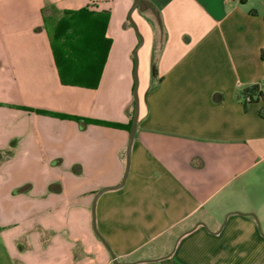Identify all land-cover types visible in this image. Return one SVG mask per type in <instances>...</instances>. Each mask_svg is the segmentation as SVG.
Listing matches in <instances>:
<instances>
[{
  "label": "crops",
  "instance_id": "1",
  "mask_svg": "<svg viewBox=\"0 0 264 264\" xmlns=\"http://www.w3.org/2000/svg\"><path fill=\"white\" fill-rule=\"evenodd\" d=\"M143 3L128 157L133 0H0V264H264V99L239 95H264V0ZM85 6L97 88L63 85L47 23Z\"/></svg>",
  "mask_w": 264,
  "mask_h": 264
},
{
  "label": "trees",
  "instance_id": "2",
  "mask_svg": "<svg viewBox=\"0 0 264 264\" xmlns=\"http://www.w3.org/2000/svg\"><path fill=\"white\" fill-rule=\"evenodd\" d=\"M109 20L108 10L98 11L89 6L64 10L62 17L55 23L51 36L54 59L63 85L89 88L99 86L113 40L107 36ZM262 94L258 84L239 93L245 103H249L246 101L248 96L252 97L251 102L254 95L264 99ZM62 116L77 119L82 127L93 121L78 115ZM109 124L113 127L123 126L121 123Z\"/></svg>",
  "mask_w": 264,
  "mask_h": 264
},
{
  "label": "water",
  "instance_id": "3",
  "mask_svg": "<svg viewBox=\"0 0 264 264\" xmlns=\"http://www.w3.org/2000/svg\"><path fill=\"white\" fill-rule=\"evenodd\" d=\"M143 4V0H135V3L133 5L132 8H130V11H129V19L132 23V25L135 27L138 35L140 36V39L141 41H139V44L137 46V48L135 49V62H136V69H135V79H136V86H135V90H134V96H135V103H136V106H135V113H134V120H133V123H132V127H131V135H130V139H129V147H128V157L129 155H131V147H132V143H133V139L135 138V133H136V126H137V123H138V120H139V106H140V98H139V95H138V57H139V47L142 45L143 41H144V35L140 32V29L138 27V23L137 21L133 18V11L138 8V7H141ZM129 172V165L127 167V171L125 172L124 174V177H123V180L122 182L119 184V186L117 187H120L124 184L125 182V179L127 178V174ZM104 189L100 190L99 193L96 195V198H95V201L93 203V211H94V214H95V205L97 203V200H98V196L100 195V193L103 191ZM96 220V219H95ZM95 220H94V228L96 230V232L98 233V230L96 228V223H95ZM100 235V233H98ZM101 237V235H100ZM113 257H115L113 255ZM118 261L115 260V264H117Z\"/></svg>",
  "mask_w": 264,
  "mask_h": 264
},
{
  "label": "rangeland",
  "instance_id": "4",
  "mask_svg": "<svg viewBox=\"0 0 264 264\" xmlns=\"http://www.w3.org/2000/svg\"><path fill=\"white\" fill-rule=\"evenodd\" d=\"M134 3H135V0H133V5H134ZM144 4V3H143ZM133 7V6H132ZM139 8H141V7H139ZM143 8V7H142ZM129 11V10H128ZM62 15H63V12H57V13H54V17H51V18H49V22H47V23H49V27H51L52 25H53V23H55V22H58V20L62 17ZM138 15H139V11H138V9L135 11V14H134V17L138 20L137 22L139 23L138 24V26H139V29H140V32H142L143 33V31H142V28H141V26H140V21H139V17H138ZM129 17V16H128ZM129 20V19H128ZM54 21V22H53ZM130 22V21H129ZM131 25V24H130ZM50 30H53V28H50ZM154 68H152V70H153ZM154 71V70H153ZM138 72H139V70H138ZM140 74V73H139ZM139 79H140V76H139ZM139 92V91H138ZM260 230H261V233L264 235V226H263V223H261V225H260Z\"/></svg>",
  "mask_w": 264,
  "mask_h": 264
},
{
  "label": "built area",
  "instance_id": "5",
  "mask_svg": "<svg viewBox=\"0 0 264 264\" xmlns=\"http://www.w3.org/2000/svg\"><path fill=\"white\" fill-rule=\"evenodd\" d=\"M251 100H252V97H251V96H248V97L246 98V101H248V102H251Z\"/></svg>",
  "mask_w": 264,
  "mask_h": 264
}]
</instances>
